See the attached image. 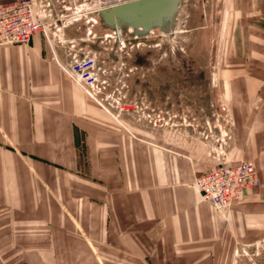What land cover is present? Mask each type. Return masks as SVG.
Here are the masks:
<instances>
[{"label":"rangeland","instance_id":"rangeland-1","mask_svg":"<svg viewBox=\"0 0 264 264\" xmlns=\"http://www.w3.org/2000/svg\"><path fill=\"white\" fill-rule=\"evenodd\" d=\"M33 1L44 22V53L98 108L90 122L155 145L178 141L207 161L202 173L219 164L211 149L224 137L223 150L252 161L258 181L228 209L213 206L215 232L186 239L189 252H130L91 236L96 223L71 219L64 189L54 185L62 164L40 157L31 142L0 141V264H264V0H184L162 27L146 32L112 28L101 17L102 9L130 0ZM85 60L92 62L79 81L66 72ZM78 117L71 125L74 175L98 182L95 173L86 176L88 133ZM61 130L58 151H68ZM34 162L49 167L43 181Z\"/></svg>","mask_w":264,"mask_h":264},{"label":"crops","instance_id":"crops-1","mask_svg":"<svg viewBox=\"0 0 264 264\" xmlns=\"http://www.w3.org/2000/svg\"><path fill=\"white\" fill-rule=\"evenodd\" d=\"M40 33L32 44L0 49V141L31 142L34 150L40 149L36 153L40 157L62 164V181L54 185L64 189L71 219L87 227L96 223L92 230L97 233L91 236L113 239L119 248L147 253L152 246L160 254L181 255L190 251L185 249L190 244L186 239L201 236L202 230L215 232L213 205L192 186L207 161L178 141L166 139L155 145L90 122L97 106L44 53ZM74 113L88 133L86 176L95 173L98 182L74 175L78 169L71 130ZM61 126L69 135L68 151L63 152L57 146L62 142ZM33 167L38 178L46 179V164L34 162Z\"/></svg>","mask_w":264,"mask_h":264},{"label":"built area","instance_id":"built-area-1","mask_svg":"<svg viewBox=\"0 0 264 264\" xmlns=\"http://www.w3.org/2000/svg\"><path fill=\"white\" fill-rule=\"evenodd\" d=\"M43 26L44 22L39 19L33 0H17L0 5V47L30 43L34 35L43 30ZM91 62H79L76 65L78 69H66V72L71 77L78 78L90 69ZM222 140L220 148L211 149L212 154L220 159L219 164L197 176L194 182V187L198 189L203 201L211 203L219 211L228 209L258 181L254 163L231 159L223 150V145L226 144L224 137Z\"/></svg>","mask_w":264,"mask_h":264},{"label":"water","instance_id":"water-1","mask_svg":"<svg viewBox=\"0 0 264 264\" xmlns=\"http://www.w3.org/2000/svg\"><path fill=\"white\" fill-rule=\"evenodd\" d=\"M182 0H130L100 11L101 17L112 28L129 25L146 32L163 26L178 11ZM140 28V29H139Z\"/></svg>","mask_w":264,"mask_h":264},{"label":"flooded vegetation","instance_id":"flooded-vegetation-1","mask_svg":"<svg viewBox=\"0 0 264 264\" xmlns=\"http://www.w3.org/2000/svg\"><path fill=\"white\" fill-rule=\"evenodd\" d=\"M184 0H182V2H183ZM154 27H162V26H159V25H157V26H154Z\"/></svg>","mask_w":264,"mask_h":264},{"label":"bare ground","instance_id":"bare-ground-1","mask_svg":"<svg viewBox=\"0 0 264 264\" xmlns=\"http://www.w3.org/2000/svg\"><path fill=\"white\" fill-rule=\"evenodd\" d=\"M28 44V43H27ZM13 45H17V44H13ZM195 182V181H194ZM194 185V184H193Z\"/></svg>","mask_w":264,"mask_h":264}]
</instances>
